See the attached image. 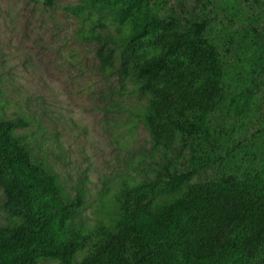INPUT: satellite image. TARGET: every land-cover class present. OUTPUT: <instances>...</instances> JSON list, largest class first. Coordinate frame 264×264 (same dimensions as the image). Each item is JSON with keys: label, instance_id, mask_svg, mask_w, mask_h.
<instances>
[{"label": "trees", "instance_id": "trees-1", "mask_svg": "<svg viewBox=\"0 0 264 264\" xmlns=\"http://www.w3.org/2000/svg\"><path fill=\"white\" fill-rule=\"evenodd\" d=\"M214 1L218 29L191 34L177 20L199 0H92L117 13L124 68L148 98L142 122L153 148L186 136L162 184L124 182L112 195L122 213L114 223L72 222L84 192L68 199L14 134L26 122H3L0 107V182L4 166L26 207L5 205L20 221L0 235V264H71L81 247L78 264H264V0ZM98 57L113 65L106 50Z\"/></svg>", "mask_w": 264, "mask_h": 264}, {"label": "rangeland", "instance_id": "rangeland-1", "mask_svg": "<svg viewBox=\"0 0 264 264\" xmlns=\"http://www.w3.org/2000/svg\"><path fill=\"white\" fill-rule=\"evenodd\" d=\"M0 0V107L2 121L21 119L30 153L41 158L69 200L84 192V207L72 222L114 223L122 213L111 201L124 182L162 184L185 142L179 135L168 151L153 148L142 122L148 98L138 94L126 72V45L116 11L99 10L92 0ZM180 33L219 27L217 4L199 0L193 15L178 20ZM106 50L113 65L98 57ZM9 194V197H8ZM26 213L20 186L2 166L0 235L20 219L5 205ZM79 248L70 259L87 255ZM30 264H65L39 258Z\"/></svg>", "mask_w": 264, "mask_h": 264}]
</instances>
